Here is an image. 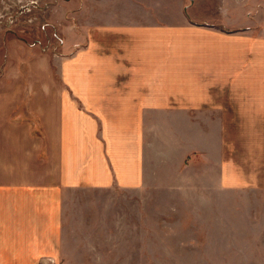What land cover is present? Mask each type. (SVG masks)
I'll list each match as a JSON object with an SVG mask.
<instances>
[{"label": "crops", "instance_id": "0c3cea01", "mask_svg": "<svg viewBox=\"0 0 264 264\" xmlns=\"http://www.w3.org/2000/svg\"><path fill=\"white\" fill-rule=\"evenodd\" d=\"M184 17L188 27L156 17L93 29L55 68L44 53L40 79L16 77L5 50L0 264H60L83 194L135 189L160 169L179 178L194 167L197 178L264 192V28L229 33L240 25L228 16L220 20L228 32H208ZM196 113L197 145L171 127L169 153L153 144L146 152L145 119Z\"/></svg>", "mask_w": 264, "mask_h": 264}, {"label": "rangeland", "instance_id": "374dc122", "mask_svg": "<svg viewBox=\"0 0 264 264\" xmlns=\"http://www.w3.org/2000/svg\"><path fill=\"white\" fill-rule=\"evenodd\" d=\"M185 15L208 32H228L221 25L228 16L240 25L229 33L260 31L264 0H0V63L9 48L16 77L44 78V53L55 68L58 56L86 45L94 30L146 26L156 17L159 24L188 27ZM191 118L145 119L146 152L153 144L164 158L171 127L197 145L198 113ZM165 171L135 189L83 194L79 229L73 224L66 233L60 264H264V192L244 182L234 190L220 178H197L194 167L179 178H165Z\"/></svg>", "mask_w": 264, "mask_h": 264}]
</instances>
